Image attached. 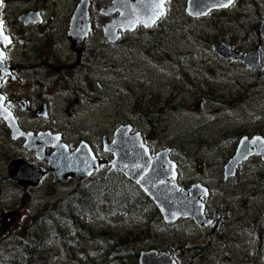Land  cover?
I'll return each mask as SVG.
<instances>
[{
    "label": "flooded vegetation",
    "instance_id": "1",
    "mask_svg": "<svg viewBox=\"0 0 264 264\" xmlns=\"http://www.w3.org/2000/svg\"><path fill=\"white\" fill-rule=\"evenodd\" d=\"M83 1L0 0V32H2V35H0V58L3 63L2 65L0 64V112L5 115V117L0 118V144L2 146L0 148V195H4L5 187L8 183L11 187L18 190L15 196L8 202L10 215L7 214V220L0 217V224L6 222L8 232L7 243L0 240V252H6L8 264H29L26 257L27 253H30V250H32L29 247V241L33 236L31 232H34L35 223L33 224V220L37 219L39 221L38 218L40 216L44 217L46 212L50 216V205L55 207L52 212L54 213V222L50 220L52 223L48 224L41 234L43 240L39 244L36 243L33 249L38 255H41L43 260L41 264H55L56 262L60 264L61 259H70L67 254L68 251L77 252L80 248L78 245H72L68 248L66 244L65 248H63L61 229H65L69 235V240L74 242L83 240V234L79 232H84V230L68 231L67 227H62V224H60V208L64 204L62 199L64 198V201L67 202V197L79 189L78 184L81 182L101 178L103 182L109 185V177L111 176L113 179L110 183L115 186L121 180H124L116 177L118 175H110L109 167L103 165L96 171L93 176L94 178L92 177L93 179L91 180L69 176L65 177L63 182H56L49 164L29 147L28 138L31 137L30 135H33V138H30L32 139V146H44L42 142L43 138L38 137L42 134H47L48 140L55 141L59 139L61 143L69 148V152H75L81 143L87 142L97 158H102L104 161L112 160L113 156L105 151L103 142L106 137L111 142L116 130H113L110 136L104 132L103 134H95V137L82 134L78 136L74 144H71V139L66 133L67 128L63 127L61 121L77 120L78 117L92 112L97 113L98 110H102L103 113L104 109L107 110L109 108L110 73L119 71L116 70V67H119L118 64L111 63L110 65L111 50L120 52L128 50V48L131 49L133 41L136 40L140 46H135L134 49L139 48L141 50L142 46L147 44L160 47L167 46L169 48L166 44L167 40L173 37L175 26L172 22L168 21L170 20L169 5L171 0H165L164 14L161 15L156 23L152 25L150 23H140L137 27H135L136 24H133L119 28H111V25L116 24V21L122 17L120 11L114 8V3L117 0H90L85 13L77 18L79 15L78 9ZM186 1L188 2L189 0ZM185 14L186 20L184 22L195 24L213 16H220L222 13H210L207 17L193 18L187 14L185 9ZM73 27L74 32L77 34L75 36L71 34L73 31L71 28ZM193 27L198 29L201 26L193 25ZM111 31H113L112 36L110 35ZM260 44L253 49L262 55L259 47L261 48L263 45ZM231 49L243 55L250 53L249 50H236L233 46H231ZM216 60L217 62L223 61L217 56ZM227 64L231 63L228 62ZM262 64L264 66L263 62ZM126 66L123 64V69L120 70L124 75H127L129 70L132 69L130 63H126ZM121 81V84L127 83L126 80ZM121 84H118V86L127 88L126 85L121 86ZM117 89L118 87L114 86L111 89V93L118 92ZM137 92L133 89L129 92L135 96L134 101L132 102L131 100L133 118L128 117L131 124L123 125H131L135 129V132H142L148 141L147 144L152 149L153 156H156L159 152V150H156L158 143L149 141H156L155 135L152 137L153 130H156V132L164 131L162 125L167 120L165 114L173 112V108L170 109L167 106L172 99L164 103L162 97L160 99L159 96L156 97V94L152 93L151 95L154 99L152 104L144 106V112L146 115H149V119L146 115L142 118L138 107L135 108L139 104V101L138 104L136 102L138 99ZM249 92V97L253 98L252 94L256 93V87L255 89L251 88ZM257 93L256 95L261 94L262 99L259 109L264 113V85L260 87V92ZM245 97L246 94L243 95L242 99ZM143 102L141 101L140 103L142 104ZM230 105L228 106L230 107ZM56 113H60L64 117L56 118ZM15 125L19 130L17 134L13 130V126ZM68 127L72 128L73 126L68 124ZM101 129L109 130L108 123H101ZM241 135L249 136L250 138L254 136V134L249 135L239 132L236 135L237 137L233 138L234 141L237 140V143L232 146V150L224 162L225 166L235 156L239 145L238 138ZM255 135L264 138V133L262 135H259V133ZM93 138L97 142H94ZM54 152L53 148L46 147V155H52ZM210 156H214V154H210ZM173 157L179 158L174 151ZM181 159H183L184 163L189 164L184 160L183 156ZM22 162L34 167L33 169L37 170L36 173L39 172L41 174L42 177L35 186L33 185L35 182H31L30 179H25L26 181L24 182L18 178L20 174L19 168H24ZM25 168L27 167L25 166ZM245 170H247L248 178L252 180L253 187L255 185L261 187V192L258 194V199L256 200V202H260V205H247V201H245L243 202L244 206L246 205L245 207L240 205V207H235L234 210H232L233 205L223 203L218 205L217 208L212 209L210 202L212 199V188H207L208 186L205 187V185L202 188L200 186L202 185L201 182L198 181L191 182L190 184L182 183L179 177L182 191L192 192L193 189L202 191V194L197 198L198 200L205 196V190H207V198L211 194L209 201H203L204 217L208 227H201L190 218L179 219L173 224L167 223L162 219V224L150 226L148 236L151 235L152 231H156V234L165 233V230H183L186 234L188 229L201 231L203 234L196 238V244L193 245L189 241L183 248L189 253L191 251H195L197 254L200 253V259L193 257V264H205L203 260L206 252L205 243H213L212 241L218 244L219 252H223L221 257L228 261L229 264H261L260 260L264 254V164L262 163V158L258 156L251 157L247 163L238 169L232 180L223 181V183L227 185L235 181L241 172ZM190 171L195 174L193 170ZM250 174H252L251 177ZM196 177L201 178L198 175ZM247 179H244V181L247 182ZM45 183H49L54 192L51 194L47 193V196L39 202L30 204L31 201L30 203H26L25 200L28 199L27 195L36 193ZM68 183H72L74 186L67 192V197L65 198V193L62 196H58L55 189L64 188ZM242 189L240 188V190ZM247 190L245 188L241 191L243 199H246ZM32 191L33 193H31ZM254 197L255 195H248V201L254 203ZM41 201L46 204L45 208L30 218V215L37 209V205L41 204ZM2 204L3 199L0 198V215L3 213L1 212L3 210ZM16 207L18 209L12 210ZM20 209L27 211L23 220L26 223L31 222V226L26 230V238L28 240L24 239L25 235L13 234L14 230L11 224L15 220L12 217ZM254 210L256 211L255 216L252 214V212H255ZM86 214L90 215L91 213ZM232 215L240 218L236 219L233 226H231L233 224L232 221H226ZM120 217L125 219L123 215ZM101 223H105L103 227L117 228L122 226V224L112 222V219L108 218ZM140 226H143L142 222L137 223L135 228ZM90 228L94 229L95 233L100 234L101 232L102 234V232H105L106 235H110L105 230L97 231L98 228L95 229V226H91ZM136 231L141 235L146 230L137 228ZM243 233H246V237L244 238L242 237ZM237 236L241 237L240 243L246 242V244L241 246L242 252H239L240 256L237 257V260H234L230 255L232 253L230 244L235 243ZM148 241H152L151 236ZM148 241H141L138 247H143L146 244L151 245ZM195 246L196 248H194ZM4 247L5 249H3ZM81 248L93 250L86 245H82ZM152 250L168 257L173 253L172 261L176 260V254L180 251V249L173 247L170 248L168 253L157 251L159 249L154 250L153 247ZM85 252L87 253V251H82V254H85ZM174 254L176 255L175 259ZM241 258L243 259L241 260Z\"/></svg>",
    "mask_w": 264,
    "mask_h": 264
},
{
    "label": "rangeland",
    "instance_id": "2",
    "mask_svg": "<svg viewBox=\"0 0 264 264\" xmlns=\"http://www.w3.org/2000/svg\"><path fill=\"white\" fill-rule=\"evenodd\" d=\"M253 3H255L253 0L240 2L234 11L230 13L224 12L220 16H213L194 24L184 22L186 20L185 7L187 1L171 0L169 5L170 20L168 21L175 26L174 36L172 39L170 37L167 40L168 42L164 41L167 42L169 48L158 46V49L153 51V47L147 44L143 45L141 50L139 48L134 49L135 46H140L136 40L133 41L131 49L128 48V50L120 52L111 50L110 65L111 63L118 64L119 67L117 66L116 70L119 71L110 73L109 108L104 109L103 113L102 110H98L97 113L86 114L78 117L77 120L61 121L63 127L67 128L66 133L71 139V144L76 142L79 135L95 137V134H103L104 132L110 136L113 130H116L120 125L131 124L128 117L133 118L131 100L133 102L135 98L134 95L129 93L132 89L138 91L137 98L139 100H135L137 104L138 101L139 103L144 101L142 103L144 111V106L152 104L154 99L151 94L155 93L156 97L159 96L160 99L162 97V101L164 99V103L172 99L167 106L170 109L173 108V112L165 114L167 120L162 125L164 131L159 132L161 138L157 139L159 145L156 150L170 148L179 156L180 163H177L181 168L180 179L182 183L190 184L198 181L212 188V199L210 200L212 209L223 203L233 205L232 210H234L235 207L244 206L243 202L245 201H247V205H260V202H256V200L261 192V187L255 185V189H253L252 180L248 178L247 170L242 171L235 181L227 185L223 183L222 172L225 166L224 162L232 150V146L237 143V140L234 141L233 138L237 137L236 135L239 132L249 135L257 133L262 135L264 133V113L259 109L262 97L261 94L256 95L257 92H260V87L264 85V79L258 78L254 72L248 71L243 65L236 62L232 64L222 63L223 61L217 62L216 55L212 51V45L226 43L235 47L236 50L256 52L253 48L262 43L260 45L263 46L259 47V50L262 53L260 55L261 60L264 58V2H260L259 8H252ZM193 25H200L202 28L196 29ZM256 32L259 35H256ZM195 44L198 45L194 46ZM164 47L168 55L163 52ZM262 62L264 63V60ZM126 63H130L132 69L129 70L127 75H124L120 70L123 69V64L126 66ZM200 67L204 69L203 72H200ZM121 80H126L127 83L121 84ZM118 84H121V86L126 85L127 88L120 87ZM114 86L118 87V92L111 93ZM254 86L256 87V93H253V98H250L249 91ZM212 92H214V96L222 97L223 100L226 99L228 105H231L227 110L221 113L217 111L219 114L209 116L211 113L209 110L212 109L210 107L211 103L206 104L207 101L202 100L200 96H210ZM244 94H246V97L242 99ZM56 115V118L64 117L60 113H56ZM131 121L133 120L131 119ZM103 122L108 123L109 130L101 129V123ZM68 124L73 127L69 128ZM93 139L94 142H97L95 138ZM209 145H212L210 149L214 151V156H210L205 151V147ZM0 148H2L1 144ZM182 156L189 164L184 163L181 159ZM190 170H193L195 174ZM196 175L201 176V178L196 177ZM251 176L252 174H250ZM244 179H247V182ZM73 186L74 184L68 183L64 188H57L55 191H57L58 196L65 193L66 198L67 192ZM240 188L243 189L240 190ZM245 188L248 189V194L245 196L246 199H243L241 191ZM16 192L18 190L8 183L4 195H0V198L3 199V210L1 211L3 213L0 217L5 220H7V214L10 215L8 202L15 196ZM53 192L54 190L49 186V183H45L36 193L32 191L33 194L27 195L28 199L25 202L30 203L32 201L30 204L39 202L47 196V193L51 194ZM192 193L191 200L195 201V197L200 196L202 191L193 189ZM248 195H255L254 203L248 201ZM45 205L41 201V204L37 205L38 210L35 208L36 210L33 211L30 218L35 213L43 211ZM16 209L18 207L12 210L15 211ZM255 210L257 211L256 208ZM101 211L95 209L90 218H86L87 222L89 221L90 225L95 226V229L98 228L97 231L99 232L102 230L113 233L124 232L125 230L130 232L139 228H135L136 223L134 221L130 225L128 217L122 219V217L118 218L113 214L109 215L113 217L112 222L120 223L122 226L117 228L103 227L105 223L101 222L105 220V212ZM256 211L252 212L254 216ZM26 212V210L20 209L19 214L14 213L12 218L15 222L11 225L14 230L13 234L25 235L24 239L28 240L26 230L31 226V222L26 223L23 220ZM236 219L240 218L232 215L226 221H232L231 226H233ZM5 229L6 226L1 227L0 224V240L7 243L8 232L3 233ZM155 232L150 233L152 241H148L154 250L159 249L157 251L168 253L170 248H178L180 251L176 254L177 256L174 254L176 264H193L194 254L186 252L183 248L189 241L193 245L196 244V238L203 232L189 229L187 234L183 230H165V233L159 234ZM242 237H246V233H243ZM240 239L241 237L237 236L235 243L230 244L232 247L231 256L234 260H237V257L240 256L241 246L246 244V242L240 243ZM212 242L205 243L206 247L216 250L215 262L212 260V263L229 264L221 257L223 252H219L218 244ZM152 247H138V249L149 252L152 251ZM207 253L208 250H206L205 256ZM153 261L155 262V259ZM162 261L163 264H167L165 259ZM260 263L264 264V256ZM55 264H59V262ZM60 264H77V261L64 258L61 259Z\"/></svg>",
    "mask_w": 264,
    "mask_h": 264
},
{
    "label": "water",
    "instance_id": "3",
    "mask_svg": "<svg viewBox=\"0 0 264 264\" xmlns=\"http://www.w3.org/2000/svg\"><path fill=\"white\" fill-rule=\"evenodd\" d=\"M130 1L135 2L136 0ZM235 1L236 0H189L186 12L193 18H202L206 17L214 10L228 9L234 4ZM89 2L90 0H84L81 3L78 9L79 15L77 18L85 13ZM138 2H141L143 6L145 5L147 7L145 8L144 6V14H150V25L156 23L161 17L159 16L158 18H155L153 22L154 12L160 11V9L155 8V5L159 3V0H138ZM116 10L118 11V9ZM82 11L84 12L81 13ZM140 23L142 22H138L135 27L140 25ZM112 26L117 28L120 27L117 24L111 25V27ZM74 27L71 28L73 29V31L71 30L72 36L77 35L74 32ZM256 34L259 35L257 32ZM110 35H113L112 31L110 32ZM229 49L230 48L226 45L213 46V50L218 55L224 57L227 61L232 60L234 62H242L249 70H257L259 66V68H261V72L264 71V67H262L260 63V55L258 52H252L247 56H243L241 54L237 56L233 52V55L230 54L228 51ZM0 64H3L1 58ZM261 72L259 73L260 75ZM1 117H5V115L0 112V118ZM13 127L14 133H19L16 125ZM131 132V127L123 126L117 129L114 133L112 143H109L107 139L104 141L105 151L111 153L114 156L113 161L106 162L108 166L112 167L110 173H124L127 178L137 184L141 190L155 203L161 215L168 223L173 224L182 218L194 219L193 214L195 213L194 210L197 202L188 199L187 192H182L180 190L177 181V165L173 163L169 157L171 151H168L167 153L161 152L157 155L156 159H151L147 147H145L143 144L144 141L141 137V134L132 136ZM30 136L33 138V135ZM46 136L48 135L42 134L38 137L41 139L43 138L42 142L44 143V146L42 147L32 146V139H30L31 137L28 138L29 147L31 150H34L40 158H43V160L49 164L56 182H63L64 178L69 176H74L80 179L89 178L95 173L97 169H99L102 164L105 163L102 160L96 158L88 143H82L76 152L71 153L69 152V148L61 143L59 139H56L55 141L51 139L48 140V137ZM256 140L257 139L249 141L248 139H244L241 142L236 157L226 166V180L230 177H234L238 167L249 161L252 156L258 155L263 157L264 160V139L260 138L262 143H258V145L253 143V141ZM244 143L249 144L248 151L242 148ZM252 146L257 147V149L252 151ZM46 147L53 148L55 152L52 155H46ZM22 163L24 164V168H19L20 174L18 178L24 182L26 181L25 179H30L31 182H35V184H33L35 186L41 179V174H39V172L36 173L37 170H34V167L29 166L25 162ZM25 166L29 169L25 168ZM27 182L30 183L29 181ZM205 197H207V193L204 198ZM182 210L183 212L186 211V213L176 214L172 220L167 218L168 215L176 211L181 212ZM196 222H200V225L203 224L201 219L196 220ZM157 256L158 255L156 252L143 253L140 258V264H145L147 261L152 262L154 259L158 264H163L164 262L162 260L165 259L168 264V261L172 260L173 253H171L169 257L163 256L159 258Z\"/></svg>",
    "mask_w": 264,
    "mask_h": 264
},
{
    "label": "trees",
    "instance_id": "4",
    "mask_svg": "<svg viewBox=\"0 0 264 264\" xmlns=\"http://www.w3.org/2000/svg\"><path fill=\"white\" fill-rule=\"evenodd\" d=\"M153 49V51L157 50L158 46L154 45ZM165 49L166 48H164L163 52L168 55ZM206 98H211L214 101L220 102V105H223L221 103L227 105L225 99L223 100L222 97L214 96V92H212L210 96H201V99ZM137 107L141 113V117L144 118L146 113L142 108V104L139 103ZM146 117L149 119V115H146ZM153 135H155V138H158L156 130H153L152 137ZM112 179L113 178L110 176L109 185L103 182L101 178L81 182L78 184L79 189L67 197V202L64 201V198L62 199L64 202V204L61 203L62 207L60 208V224H62V227H67L68 231L84 230V233L79 232L83 234V240L74 242L69 240L67 231L61 229V242L63 248H65V244L68 248L72 245H78L80 248L77 252L68 251L67 253L70 259L77 261V264H139L141 254V251L138 249L139 243L149 240L150 236H148V230L151 228L150 226L163 223L151 199L142 193L138 186L126 179L121 180L119 184L114 186L110 183ZM54 209L55 207L50 205V216L49 213L46 212L44 217L40 216L38 218L39 221H37V219L33 220V224L35 223L34 232H31L33 236L29 241V247L32 250H30V253H27L26 257L29 264H41L43 261L41 255H38L33 247L36 243L39 244L43 240L41 234L44 232L45 227L54 222V213H52ZM92 209L103 210L101 212H105V219H113L112 216H109L113 214L115 217H120L122 215L125 218L128 217L130 220L132 219V221H135L134 223L136 224L142 222L143 226L139 228L146 231L141 235L137 233L136 229L130 232L127 230L115 233L108 232L110 235H106L105 232H102V234L101 232L100 234L95 233V230L90 228L92 225L86 220V218L88 216L90 218L93 213ZM86 213L91 214L87 215ZM50 220L52 222H50ZM3 226H6V222H2L1 227ZM6 231L7 227L3 233H6ZM82 245L89 246V248L93 250H84L81 248ZM143 247L152 246L146 244L145 246L143 245ZM194 248H196V246ZM205 249L208 250L209 248L205 247ZM82 251H87V253L85 252V254H82ZM193 254L195 258L200 259V253L197 254V252H193ZM15 259L17 260V258ZM204 259L206 262H210L214 260V256L207 253ZM0 264H8V257L5 251L0 252Z\"/></svg>",
    "mask_w": 264,
    "mask_h": 264
},
{
    "label": "bare ground",
    "instance_id": "5",
    "mask_svg": "<svg viewBox=\"0 0 264 264\" xmlns=\"http://www.w3.org/2000/svg\"><path fill=\"white\" fill-rule=\"evenodd\" d=\"M144 6H143V4L141 2L139 3L138 0H136L135 2H131L130 0H117V2L114 4V8L118 9V11H120L122 17L120 19H118V21H116V24L118 26H120V27L130 26V25H133V24H137L138 22H142L144 24H148L150 22V20H151V17H150V14H148V13L144 14ZM145 8H147V7L145 6ZM113 27L114 26H112L111 28H113ZM112 33H113V31H112ZM183 210L181 212L176 211V212L168 215L167 218L172 220L176 216V214L186 213V211L183 212ZM145 264H158V263H156L154 261H152V262L147 261Z\"/></svg>",
    "mask_w": 264,
    "mask_h": 264
},
{
    "label": "snow or ice",
    "instance_id": "6",
    "mask_svg": "<svg viewBox=\"0 0 264 264\" xmlns=\"http://www.w3.org/2000/svg\"><path fill=\"white\" fill-rule=\"evenodd\" d=\"M163 7H164V0H159V3L155 5V8L160 9V11L154 12L153 16V22L155 18H158L159 16L163 15ZM0 35H2V32H0ZM7 39V37H5ZM256 141H253L255 143Z\"/></svg>",
    "mask_w": 264,
    "mask_h": 264
}]
</instances>
